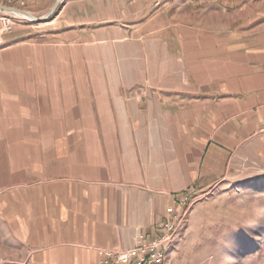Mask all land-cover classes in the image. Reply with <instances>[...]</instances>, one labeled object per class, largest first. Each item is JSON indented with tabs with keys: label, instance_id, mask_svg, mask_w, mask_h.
Returning <instances> with one entry per match:
<instances>
[{
	"label": "crops",
	"instance_id": "obj_1",
	"mask_svg": "<svg viewBox=\"0 0 264 264\" xmlns=\"http://www.w3.org/2000/svg\"><path fill=\"white\" fill-rule=\"evenodd\" d=\"M58 4L0 17V264H104L264 133L263 1Z\"/></svg>",
	"mask_w": 264,
	"mask_h": 264
},
{
	"label": "rangeland",
	"instance_id": "obj_2",
	"mask_svg": "<svg viewBox=\"0 0 264 264\" xmlns=\"http://www.w3.org/2000/svg\"><path fill=\"white\" fill-rule=\"evenodd\" d=\"M55 1L40 0L27 10ZM227 165L217 185L190 200L182 197L189 203L180 206L179 224L165 247L168 264H264V133L239 148Z\"/></svg>",
	"mask_w": 264,
	"mask_h": 264
},
{
	"label": "built area",
	"instance_id": "obj_3",
	"mask_svg": "<svg viewBox=\"0 0 264 264\" xmlns=\"http://www.w3.org/2000/svg\"><path fill=\"white\" fill-rule=\"evenodd\" d=\"M40 0H0V6H8L15 9L27 10L36 6ZM4 14H17L6 12ZM15 25L14 21L0 22V38L4 31L11 30ZM188 197L179 202L178 207L184 205ZM167 219L158 227V233L154 237L147 239L144 235L138 234L132 238V245L129 248L105 249L104 264H159L158 253L164 249V237L171 235L172 226L175 219H180L179 212L174 208H167Z\"/></svg>",
	"mask_w": 264,
	"mask_h": 264
},
{
	"label": "bare ground",
	"instance_id": "obj_4",
	"mask_svg": "<svg viewBox=\"0 0 264 264\" xmlns=\"http://www.w3.org/2000/svg\"><path fill=\"white\" fill-rule=\"evenodd\" d=\"M24 11H28V10H24ZM24 11H21V10H17V11H14L15 14L17 15H21V16H25L29 19H33L35 16L27 13V12H24ZM28 12H31V11H28ZM32 13V12H31ZM175 224L176 222L174 221V224L172 226V231H171V235H167L164 237V249L163 250H160L159 253H158V258L160 260V263L159 264H167V257L165 256L166 255V252H165V247L167 244L170 243V241L172 240L173 238V235H174V231H175Z\"/></svg>",
	"mask_w": 264,
	"mask_h": 264
},
{
	"label": "water",
	"instance_id": "obj_5",
	"mask_svg": "<svg viewBox=\"0 0 264 264\" xmlns=\"http://www.w3.org/2000/svg\"><path fill=\"white\" fill-rule=\"evenodd\" d=\"M62 1V0H56L54 2V5L53 7L48 11V13L46 14L45 16V19L49 17V15L56 9V7L59 5L58 3ZM0 10H7V11H10V12H14V11H17V10H21V9H15V8H11V7H8V6H0ZM33 19H37L36 17H34Z\"/></svg>",
	"mask_w": 264,
	"mask_h": 264
}]
</instances>
